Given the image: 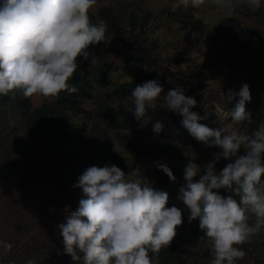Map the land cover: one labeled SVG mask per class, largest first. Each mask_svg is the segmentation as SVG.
Segmentation results:
<instances>
[{
	"label": "clouds",
	"instance_id": "obj_1",
	"mask_svg": "<svg viewBox=\"0 0 264 264\" xmlns=\"http://www.w3.org/2000/svg\"><path fill=\"white\" fill-rule=\"evenodd\" d=\"M97 0H0V96L21 93L24 98L40 96L58 98L78 88L69 81L77 71L78 57L94 62L90 46L108 40V24L104 19L90 18ZM204 0H177L175 7H199ZM253 10L261 0H247ZM130 78V77H129ZM131 79V78H130ZM164 92L158 81L136 85L131 93L138 121L147 110L156 109ZM239 97L235 108L224 112L236 125L252 123V112L246 110L251 101L250 88L242 85L239 92L229 90V101ZM225 99V97H224ZM164 109L181 117V125L197 142L218 148L213 161L200 166L189 160L184 169L185 184L177 199L183 207L168 206L167 192L140 180H127L115 165L91 166L78 178L74 188L82 190L75 211L58 225L63 254L75 264H152L149 253L158 254L169 248L183 224L199 221V229L211 242L210 264H236L246 255L240 247L264 230V122L248 132L239 127L228 133L225 127L210 128L192 111L197 107L193 97L177 87L163 96ZM164 125L153 123L160 134ZM243 149V154L241 150ZM230 161L221 170L216 164ZM156 167L175 183L176 178L164 163ZM198 177V179H197ZM232 194L222 196L219 190ZM249 213L255 221L249 224ZM10 242L0 241L4 253L11 251ZM27 264H35L29 260Z\"/></svg>",
	"mask_w": 264,
	"mask_h": 264
},
{
	"label": "trees",
	"instance_id": "obj_2",
	"mask_svg": "<svg viewBox=\"0 0 264 264\" xmlns=\"http://www.w3.org/2000/svg\"><path fill=\"white\" fill-rule=\"evenodd\" d=\"M116 1L121 5H128L133 0ZM222 1L238 14L239 19L240 17L247 20L264 19V0H261V7L255 11L248 6L247 0ZM181 10L185 9H179ZM89 15L93 22L104 19L108 24L106 35L113 36L120 45L119 48L106 43L95 47L90 46L89 52H94L95 55L92 63H90L91 56L88 60L82 56L78 57L77 71L69 83L78 88L79 98L75 97L74 93L69 95L61 92L58 98H53L55 101L53 104L46 103L32 110L31 97L24 98L19 92L0 96V241L10 242L13 245L7 254L4 253L3 248H0V264H27L29 260H34L35 264H75L70 256L63 254L64 246L58 225L65 222L66 215L78 208L82 190L74 188L73 185L78 183V178L92 165L84 160L83 144L79 143L83 140L82 134L85 128L69 125L65 111L69 110L74 114L84 112L82 103L92 98L91 89L95 85V82L89 79V68H94L93 63H99L96 83L101 87L110 85L108 80L114 65L106 62L99 54L108 52L116 55L124 54L127 56L128 63L136 65L141 70L145 69L144 76L128 83L115 85L107 94L109 99L115 97L122 101L117 113L122 116L124 123H128L133 118L130 112L123 110V106L126 104L132 106L130 98L136 85L152 81L153 78L161 79L156 74L158 67L154 65L157 52L145 37L149 22L153 20L150 11L145 9L132 11L129 16L127 15V25L120 23L121 17L112 7H103L97 14L90 12ZM170 15L179 17L177 13H170ZM184 18L180 19L183 27L189 29V32L198 34L197 42L202 41L206 35L201 23ZM229 29L228 27L227 33L219 34L220 37L211 34L208 39L214 42V47L221 46L219 51L235 53L239 65L232 68L234 70L230 76L240 77L244 68L249 70L252 66L258 65V60L253 62L248 60L252 59L251 57L246 59L248 49L245 48L244 43L236 42L237 36ZM181 75L188 76L186 73ZM238 100L234 102L230 110L235 108ZM113 109L108 108L105 112H115ZM246 110L252 112V123L244 125L254 131L261 122H264V96L255 97V101L247 102ZM192 111L204 118L200 123L210 128H218L215 123L218 120L215 111L209 114L207 110L192 109ZM179 120L180 125L174 131L185 132L186 137L181 143L208 150V147L202 143L199 144L182 127L181 117ZM244 125H237V127L243 132ZM167 140L164 137L157 143L152 157L166 164L173 172L176 181L171 182L169 177L161 171L159 175L161 179L153 187L168 193L169 207L173 205L183 207L182 203L175 198L179 195V189L185 184L183 173L189 160L182 157L180 149L177 148L178 145ZM213 149L216 153L220 151L218 148ZM239 154H243V151L241 150ZM195 163L200 166L201 174H203L209 162L200 156ZM106 164L119 167L125 174L129 170L109 148L105 150L104 166ZM219 192L222 196L232 194L223 189ZM232 195L239 201L238 196ZM188 216L189 213L185 210L183 224L177 228V234L169 248H163L158 254L149 253L152 264H210L213 258L211 242L199 229V221L194 220L189 223ZM254 221L255 217L249 213V224ZM198 237H202L203 241L207 242V246L205 250L199 246L193 256L188 258L186 249L197 247ZM237 247L245 251V257L251 253L245 250L246 248L253 250L252 253L256 255L254 264H264L262 261L264 230L253 236L247 244ZM208 254L210 256H207ZM243 259L238 261L241 262ZM190 260H192L191 263H189Z\"/></svg>",
	"mask_w": 264,
	"mask_h": 264
},
{
	"label": "rangeland",
	"instance_id": "obj_3",
	"mask_svg": "<svg viewBox=\"0 0 264 264\" xmlns=\"http://www.w3.org/2000/svg\"><path fill=\"white\" fill-rule=\"evenodd\" d=\"M176 2L177 0H133L128 5H121L116 0H97L94 9L90 11L97 14L103 7H112L120 15V23L123 25H127L128 16L136 9L140 11L145 9L151 12L153 20L149 22L145 37L157 52L154 57V65L158 67L157 76L161 77L160 80L154 78L152 80L158 81L164 90L157 102L156 109L147 110L143 121H138L131 113L134 110V102L131 97L132 106L124 103L123 110L130 112L133 118L128 123L123 122L122 116L117 113L122 101L115 97L109 99L107 94L115 85L131 82L144 76L146 72L145 69L141 70L136 65L128 63L127 56L124 54L116 55L113 52H108L100 53L99 56L114 65L108 80L110 85L101 87L96 83L98 78L96 71L99 69V63H93L94 68H89V79L93 83L95 82V85L91 89L92 98L82 103L81 107L84 112L74 114L69 110L65 111L69 125L84 126L85 128H83L82 134L83 143L82 141L79 143L83 144L82 156L86 162L92 166L103 167L105 150L109 148L129 169L125 177L127 180L138 179L149 186L159 183L161 179L159 177L161 171L156 167V162L159 161L154 160L152 155L157 148V143L164 137L168 139V142L178 145L177 148L180 149L182 157L194 162L200 156H203L207 162H211L214 159L213 153H216L213 148L208 147V150H202L201 147L197 148L181 143L186 137L185 132L174 131L180 125V117L164 109L163 96L169 90L180 87L186 96L195 98L197 107L193 110H207V114L215 111L218 117L215 123L218 127H225L228 133L233 128H237V125L231 121L230 116H223L221 109L224 112H230L234 102L239 99L237 96L236 99L229 101L227 99L229 90L238 93L242 85L247 84L250 88L252 101H255V97L264 96V19L247 20L243 17L239 19L238 14L222 0H204V3L199 7L189 6L188 8L175 7ZM179 9L185 10H181V12ZM170 13H177L179 17L172 16ZM181 18L189 19L192 22L199 21L206 35L204 39L197 42L198 34L184 28ZM228 27L237 36L236 42L244 43L245 48L248 49L246 59L251 57L252 59L248 60H253V62L258 60V65L252 66L249 70L244 68L240 77L238 75L230 76L234 70L232 68L239 65L235 53L219 51L221 46L214 47V42L210 38L208 39L211 34L220 37L219 34L222 32L227 33ZM107 36L108 40L104 43L119 48L120 44L114 37ZM181 73H186L188 76H183ZM74 96L79 98L77 93H74ZM54 102L53 98L45 99L33 96L31 97V108L33 110L46 103L53 104ZM108 108L110 110L114 108L115 112L108 111L106 113ZM210 108L213 109L209 110ZM156 121H160L164 125V130L160 134L153 131V123ZM247 127L244 125L243 132L251 133L252 130ZM229 162L221 159L217 163L216 170H221ZM196 241L197 247L186 249L188 258L193 256L199 246L202 250H205L207 246V242H204L202 237H198ZM245 250L251 251L250 255L241 262L237 260L236 264H254L256 255L252 253L253 250L249 248ZM262 261L264 262V257H262ZM191 262L192 260L189 261V263Z\"/></svg>",
	"mask_w": 264,
	"mask_h": 264
}]
</instances>
